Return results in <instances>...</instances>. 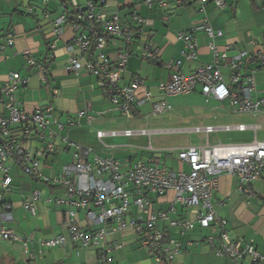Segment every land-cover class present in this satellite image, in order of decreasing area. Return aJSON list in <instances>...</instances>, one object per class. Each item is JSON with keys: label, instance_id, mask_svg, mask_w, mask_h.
<instances>
[{"label": "built area", "instance_id": "1", "mask_svg": "<svg viewBox=\"0 0 264 264\" xmlns=\"http://www.w3.org/2000/svg\"><path fill=\"white\" fill-rule=\"evenodd\" d=\"M47 1L42 0L45 3ZM110 1L85 0L82 5L77 0H69L71 18L62 11L52 18L50 12H46L44 17L51 25L48 35V39H51L48 44L51 52L48 57H53L55 39L62 34L63 25L68 24L73 35L65 46L68 54L67 68L73 72L85 71L96 76L98 86L106 90L110 103L122 116L131 119L134 110L149 101L150 93L146 91L141 96H136L138 88L145 87L144 80L137 75L128 84L119 85L121 72L130 54L129 46L142 36V58L157 59L159 50L148 40L150 34L145 30L152 25V20L133 14L134 25L121 23L118 14L121 5H117L115 12L101 11L100 8L107 6ZM153 1L161 8H168L170 5L167 0H143L147 6ZM185 1L173 0L176 5H182ZM199 1L204 4L208 0ZM210 1L220 9L225 6L224 0ZM25 11L33 12V6L26 5ZM199 28L204 27L198 26L196 29ZM205 31L210 38L221 34L220 31L216 34L210 27H205ZM177 37L184 42L181 56L185 60L194 59L198 47L193 32H179ZM115 38L121 39L125 47L118 50L117 57L112 59L107 53V47L109 40ZM13 43V36L8 33L5 42L0 43V48L12 46ZM207 47L212 53L213 61L200 63L190 72L181 71V59L169 61L167 66L172 73L168 81L158 85L159 90L167 97L188 94L199 88L205 102L211 99L218 102L227 100L233 112L250 115L259 113L264 98L259 96L262 91L255 85V69H251L248 74H242L240 70L250 59H256L260 67L264 66V43L261 50L250 53L239 51L233 55H227V46L220 51L212 41L208 42ZM22 54L26 64L35 66L40 81L45 83L47 66L37 63L27 48L23 49ZM221 66L230 69L228 84L223 82ZM27 80L19 73L11 71L0 85V186L4 190H10L11 177L8 175L7 162L15 160L24 174L64 189L63 196L55 198L54 203L56 206L67 207L63 213L65 232L41 241L42 246H64L68 241L81 247L92 246L97 248L99 264H108V252L118 245L113 242L105 243L106 234L116 233L129 226L133 228L139 245L152 255L156 263L169 264L179 253L180 245L165 228L158 226L157 222L163 220L166 226L179 228L181 233L195 226L210 228L213 233L207 238L210 246L218 256L229 258L230 264H240L245 258H249L254 264L264 261V255L250 240L230 238L225 230L226 221L217 216L211 203L221 173L235 176L237 188L242 194H255L252 183L259 180L264 173V141L224 143L218 140L210 144L208 137L216 130L212 125L179 129L205 136L203 144H190L174 150L175 157L183 168L174 170L160 164L157 159H150L147 163L123 162L127 165L123 170V163L115 158L100 157L92 148L61 134L75 122L70 117L64 120L56 118L51 104L36 108L32 112L25 111L16 99V92L26 85ZM171 108L165 99L155 101L151 104L150 115L158 116ZM87 109L79 112V116L86 115L87 120L91 121L93 116L87 113ZM256 127L238 123L224 125L221 129L244 131L251 128L255 131ZM154 131L146 128L97 130L95 136L102 143L106 136L140 134L150 138ZM57 139L61 141L64 149L71 150L72 160L60 166L58 175L47 176L41 173L39 164L49 154L58 151ZM167 152L171 153L173 150L168 149ZM168 190L173 191L169 211L174 212L175 206L179 205L193 213V220L170 218L167 211L151 209L154 199L165 196ZM38 199V191L26 196L23 201L25 210L34 214L33 203ZM11 210L10 203H0V240L8 243L21 242L24 253L28 258L34 259L35 255L27 247V238L18 235L5 224L13 218ZM79 210L84 212L81 221L77 216ZM107 225L111 226L110 232H107Z\"/></svg>", "mask_w": 264, "mask_h": 264}, {"label": "crops", "instance_id": "2", "mask_svg": "<svg viewBox=\"0 0 264 264\" xmlns=\"http://www.w3.org/2000/svg\"><path fill=\"white\" fill-rule=\"evenodd\" d=\"M80 1L85 2V0ZM167 1L170 4L168 8H161L155 1L147 6L143 0H111L107 6L100 8L104 12H115L117 5H121L118 10L121 23L128 25L135 24L132 19L133 14L152 20V25L146 27L145 30L150 34L148 40L159 50V58L147 60L141 57L142 44L140 39L143 38L141 36L129 46L130 54L119 81V85L128 84L137 75L144 80L145 87L138 88L136 96L139 97L146 91L150 93L149 101L144 103V106L140 105L134 110L133 118L126 119L110 103L106 90L98 86L96 76L85 71L73 72L67 68L68 54L65 46L68 39L73 35V30L68 24L63 25L62 34L55 39L56 48L52 51L53 57H48L51 52L48 46L51 40L48 39L51 25L44 15L46 12H50L52 18L60 12L61 3L59 0H48L46 3L42 0H0V43L5 42L8 33H11L14 39L12 46L0 48V85L5 81L7 73L11 71L26 77L28 79L26 85L20 87L16 92V99L25 111L32 112L36 108L51 104L56 118L64 120L70 117L75 122L74 125L62 131L63 135H67L83 146L92 148L93 152L100 157L111 156L121 163L133 164L137 161L147 163L150 159H157L160 164H164L168 168L174 170L183 168V165L176 159L174 150L190 144H203L205 136L202 133H197L200 136L199 142L168 147H153L151 136L196 133L179 131V129H189L195 126L212 125L216 127V130L208 137L210 144L216 143L218 140L224 143L264 141V104L259 113L250 115L231 111L227 100L218 102L211 99L208 103H212V106L208 110L212 115L204 119L219 120L218 123H200L191 127H140L145 121L147 125L150 117L158 118L161 115H150L145 121L143 118L141 119L143 114L147 112L150 114L153 102L162 99L168 102L169 97H175H165L158 88L161 82H166L170 78L172 70L167 66L169 61L174 62L181 59L180 69L187 73L200 63L207 64L213 61L212 53L207 47L209 41H212L220 51L227 46V55H233L239 51L250 53L258 49L261 50L264 43V0H224L225 6L221 9L210 0L204 4L199 0H186L182 5H176L173 0ZM29 4L33 6L31 13L25 11L26 5ZM198 26L204 28L196 29ZM205 27H210L215 33L220 31L221 34L216 33L217 35L210 38L206 34ZM191 31L195 35L198 53L194 59L185 60L181 56L184 42L177 35L179 32ZM124 47L121 39H110L107 53L112 59H115L117 51ZM26 48L37 63L47 66V81L45 83L40 81L36 67L26 64L22 54L23 49ZM251 69H255L253 75L256 88L262 91L259 96L264 98V66L260 67L256 59H250L243 64L240 71L242 74H248ZM220 71L223 82L228 84L230 82V69L221 66ZM196 95H199L205 103L199 88L184 94V96L193 97H197ZM143 107L145 109H142ZM86 108H88L87 113L93 116L91 121L87 120L86 115L79 116V112ZM218 113L225 115L219 117ZM121 118H124L127 123L133 122L137 127L122 126L120 128L102 129L101 126L107 123L120 125ZM194 118L201 122L203 117ZM238 123L248 126L256 125L257 127L255 131L251 128L244 131L221 129L224 125ZM143 128L155 131L148 139L147 148H144L147 152L142 153L140 158H136V155L126 151L116 150L115 148L118 146L115 143L106 144L103 140L100 143L95 136L97 130H138ZM132 136L146 135L135 134ZM132 136H106L103 139L131 138ZM56 146L59 148L57 152L49 154L40 161L39 168L44 175H58L60 166L72 160L71 150L64 149L59 139L56 140ZM168 149H172L173 152L168 153ZM7 165L9 167L8 175L11 177L10 190H4L0 186V203L8 202L11 204L13 218L5 224L18 235L27 238V247L35 255V258H28L23 251L21 242L8 243L0 240V264H99L97 248L92 246L81 247L71 241H68L64 246L51 248L41 245V241L65 232L63 213L67 207L65 205L56 206L54 203L55 198L63 196L64 189L24 174L15 160L8 161ZM125 167L127 165L123 163L122 169L124 170ZM1 177L2 173H0V180ZM252 186L256 190L255 194L246 196L238 190L235 176L221 173L218 176V186L213 192L211 203L217 216L226 221L225 230L230 238L240 237L250 240L256 249L264 255V173L259 180L252 183ZM34 191L39 192V199L34 201L35 213L31 214L23 207V201L26 196ZM172 194L173 191L168 190L163 198L154 199L151 209L167 211L170 218L193 220V213L187 212L186 208L179 205L175 206L174 212L169 211ZM133 209L136 210V208ZM83 214L82 210L77 212L80 221L83 220ZM157 223L159 227L165 228L180 245L179 253L169 264H230L229 258L218 256L210 246L207 239L213 234L210 228L195 226L181 233L179 228L166 226L163 220H159ZM110 229L111 226L107 225V232H110ZM131 229L129 227L124 232L120 230L116 233L106 234L105 243L113 242L118 245L108 252V264H115L113 258L116 256L113 253L123 249V244L118 243L119 240L128 238L138 245L136 236ZM138 247L140 246L138 245ZM129 264L158 263L152 258L151 261L145 259ZM240 264L253 263L249 258H245Z\"/></svg>", "mask_w": 264, "mask_h": 264}, {"label": "rangeland", "instance_id": "3", "mask_svg": "<svg viewBox=\"0 0 264 264\" xmlns=\"http://www.w3.org/2000/svg\"><path fill=\"white\" fill-rule=\"evenodd\" d=\"M54 1V0H52ZM78 2L80 0H77ZM83 5V2L80 1ZM197 97L193 96H184V95H178L175 97H169L168 103L171 104L172 108L165 112L164 114H161L158 118H149V122L146 125L145 119H147L150 114L148 115V112L143 114L141 119L143 118L144 124L140 125V127H155V126H161V127H191L195 124L200 123H218L219 120H205V117H210L212 113L208 108H211L212 103L203 102L202 98L199 95H196ZM205 101V100H204ZM144 106V104H142ZM142 109H145L143 107ZM219 114V113H218ZM225 115V114H223ZM223 115H218L223 116ZM194 117H203L201 118V122H198V119H195ZM121 124L120 125H113L111 123H107L106 125H102V129H110V128H120L122 126L126 127H137L133 122H126L124 118H121ZM134 130V129H133ZM62 134V132H61ZM220 136V135H219ZM223 137V136H221ZM149 138L147 136H132L131 138H123L118 137L114 139H102L104 143H115L118 148H115L116 150L120 149L122 151H126L127 153L136 155V158H140L142 153L147 152L146 149L149 144ZM98 140V139H97ZM200 136L197 133H172V134H160V135H153L151 136V143L153 147H168L172 145H181L185 143H196L199 142ZM100 142V141H99ZM101 143V142H100ZM104 145V144H103ZM114 155V154H113ZM112 155V156H113ZM117 157V156H114ZM164 197V196H163ZM163 197H160L163 198ZM128 220V219H127ZM129 226L126 228H123L124 230H128ZM131 228V227H130ZM133 231V228L131 229ZM122 232V233H123ZM134 232V231H133ZM120 235V234H119ZM119 244H123V249L120 252L113 253L114 261L116 264H129L133 261H139V260H145L149 259L152 260V255L149 254L145 249H142V247H138L137 244L131 242V240L127 239H121L118 242ZM116 244V243H115ZM154 260V259H153Z\"/></svg>", "mask_w": 264, "mask_h": 264}, {"label": "trees", "instance_id": "4", "mask_svg": "<svg viewBox=\"0 0 264 264\" xmlns=\"http://www.w3.org/2000/svg\"><path fill=\"white\" fill-rule=\"evenodd\" d=\"M59 1L61 3V11L65 12L67 14L68 18H71L72 12H71V9H70L69 0H59ZM161 264H167V263H161Z\"/></svg>", "mask_w": 264, "mask_h": 264}]
</instances>
